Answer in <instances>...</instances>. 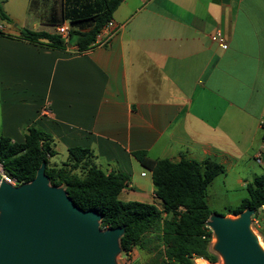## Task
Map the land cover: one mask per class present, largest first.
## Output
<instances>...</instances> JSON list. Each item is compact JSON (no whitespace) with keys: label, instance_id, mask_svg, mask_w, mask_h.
I'll use <instances>...</instances> for the list:
<instances>
[{"label":"crops","instance_id":"0c3cea01","mask_svg":"<svg viewBox=\"0 0 264 264\" xmlns=\"http://www.w3.org/2000/svg\"><path fill=\"white\" fill-rule=\"evenodd\" d=\"M65 7L28 0L25 17L0 23V135L21 142L38 127L56 165L68 148H87L105 173L128 176L120 195L158 205L151 171L134 152L209 158L232 189L264 173V0H122L109 43L83 51L75 37L64 48L19 37L22 29L59 34L60 24L91 28L71 24ZM217 29L225 48L209 38ZM258 213L264 231V205Z\"/></svg>","mask_w":264,"mask_h":264},{"label":"trees","instance_id":"16d2710c","mask_svg":"<svg viewBox=\"0 0 264 264\" xmlns=\"http://www.w3.org/2000/svg\"><path fill=\"white\" fill-rule=\"evenodd\" d=\"M121 1L66 0L65 19L71 24L92 23L87 31L70 29L66 41L59 34L29 29L20 30L19 37L55 48H64L70 37H75L78 50H86ZM0 18L10 20L1 8ZM261 137L264 141V123ZM53 154L49 136L38 127L26 128L21 142L0 135V165L5 174L15 178L17 184L26 182L44 162L49 182L63 186L79 208L99 212L101 228H124L119 239L122 252L135 247L152 251L144 264H194L196 258L217 261V254L211 249L213 233L206 225L214 212L209 209L206 196L212 179L224 172L221 164L209 158L204 161L181 158L174 162L150 158L144 151L134 152L151 171L158 205L154 201L121 199L120 192L127 185L128 176L121 172L105 173L90 160L87 148H68L67 161L60 165L50 163ZM245 190L246 196L226 212L236 215L250 208L255 210L253 219H259L258 209L264 205V173L247 181ZM258 231L264 241V231L261 228Z\"/></svg>","mask_w":264,"mask_h":264},{"label":"water","instance_id":"95a60500","mask_svg":"<svg viewBox=\"0 0 264 264\" xmlns=\"http://www.w3.org/2000/svg\"><path fill=\"white\" fill-rule=\"evenodd\" d=\"M254 212L209 215L211 248L222 264H264L251 228ZM100 219L99 212L79 208L63 186L49 182L44 162L29 181L0 180V264H118L124 228H101Z\"/></svg>","mask_w":264,"mask_h":264},{"label":"rangeland","instance_id":"374dc122","mask_svg":"<svg viewBox=\"0 0 264 264\" xmlns=\"http://www.w3.org/2000/svg\"><path fill=\"white\" fill-rule=\"evenodd\" d=\"M27 1L28 0H0L1 10L5 14L13 17L10 20L0 18V23L6 26L7 28H10L12 24L15 23V18L21 19L23 16L25 17L26 14L24 13L25 12L24 7H25V4H27ZM143 170L145 172L147 171L145 169ZM78 173H81V172H78ZM2 174H5V173L3 172L2 167L0 165V178ZM218 178H220V175L215 177L214 180L211 182V184L208 186L206 200H207L209 209L212 212L222 214L226 212L227 208L234 207L235 205H237L242 199V197L246 196V190L242 188L241 189L228 188L227 184L223 185L219 181ZM120 198L123 200H126V199H133L135 197L126 196V195L121 194ZM136 199H139L140 201H146V202L150 201V199H146V198H136ZM227 216L232 217L233 215L228 214ZM261 227L264 228V224ZM251 228L253 232L258 236V239H260V241L264 244V241L258 231V229H260V226L254 222L253 217H252ZM213 241H214V237L212 239V242ZM151 254H152V251H148L146 249H140V248L135 247L130 252V258H129L130 264H144L148 260ZM123 259H124V254L120 252V254L118 255V263L123 264L124 263ZM196 259L194 260V264H196L195 263ZM204 260L207 261L208 264H222L223 263L222 258L219 254H217V261L214 263H211L206 259Z\"/></svg>","mask_w":264,"mask_h":264},{"label":"built area","instance_id":"2783aa9c","mask_svg":"<svg viewBox=\"0 0 264 264\" xmlns=\"http://www.w3.org/2000/svg\"><path fill=\"white\" fill-rule=\"evenodd\" d=\"M117 29H118L117 23L112 18H110L104 23V25L99 29V31H97L95 35V39L90 47L107 45L110 41V38L112 37V35ZM57 32L61 36L66 37L68 35V27L64 24H60L57 27ZM209 38L211 41L216 42L219 46L223 48H225L227 45L226 39L224 38V36L222 35L219 29H217L214 33L210 34ZM144 174H145L144 172H141V175H144ZM0 180H5L13 185L17 184L15 178L10 177L7 174H2ZM130 252L131 251L122 252L124 254L123 264H130V260H129ZM117 260H118V257H117ZM118 264H121V263H118Z\"/></svg>","mask_w":264,"mask_h":264},{"label":"bare ground","instance_id":"6f19581e","mask_svg":"<svg viewBox=\"0 0 264 264\" xmlns=\"http://www.w3.org/2000/svg\"><path fill=\"white\" fill-rule=\"evenodd\" d=\"M258 243H259V246L261 247V249L264 251V244L260 241V239H258ZM196 264H208L207 261H205L204 259H201V258H198L196 259Z\"/></svg>","mask_w":264,"mask_h":264}]
</instances>
